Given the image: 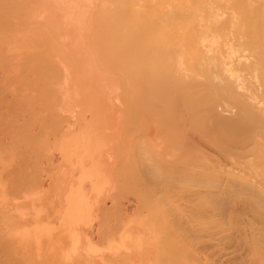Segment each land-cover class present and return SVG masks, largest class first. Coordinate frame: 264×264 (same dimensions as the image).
<instances>
[{"label": "bare ground", "instance_id": "bare-ground-1", "mask_svg": "<svg viewBox=\"0 0 264 264\" xmlns=\"http://www.w3.org/2000/svg\"><path fill=\"white\" fill-rule=\"evenodd\" d=\"M0 264H264V0H0Z\"/></svg>", "mask_w": 264, "mask_h": 264}, {"label": "rangeland", "instance_id": "rangeland-1", "mask_svg": "<svg viewBox=\"0 0 264 264\" xmlns=\"http://www.w3.org/2000/svg\"><path fill=\"white\" fill-rule=\"evenodd\" d=\"M54 155L56 156V157H54V161H55V164H57V163L60 162V161H58V160H61V159L59 158V157H61V156H60L59 153H55ZM58 155H59V156H58ZM57 156H58V157H57ZM58 158H59V159H58ZM56 162H57V163H56ZM47 180H48V178H47ZM47 180H46V183H45L46 187L50 184V182H49L50 179H49L48 181H47ZM47 183H48V184H47ZM128 196H129V198H128ZM126 197H127L128 199H126ZM126 197H125V199H126L127 201H126L125 199L123 200V199L121 198L122 203L125 204V205L127 204L126 206L124 205L125 208L128 209V211H129V209H130V211H131L132 206H134V209L137 210V209H136V208H137V204H136L137 201H136V199L134 198L135 196H133V194H132V195H127ZM130 200H131V201H130ZM123 201H124L125 203H124ZM132 201H133V202L135 201V202L133 203ZM130 202H131V204H130ZM129 204H130V205H129ZM133 204H134V205H133ZM109 205H110V203H108V206H109ZM127 206H128V207H127ZM130 207H131V208H130ZM134 209L132 208V211H133ZM135 210H134V211H135ZM130 211H129V213L134 214V212L132 213V212H130Z\"/></svg>", "mask_w": 264, "mask_h": 264}]
</instances>
